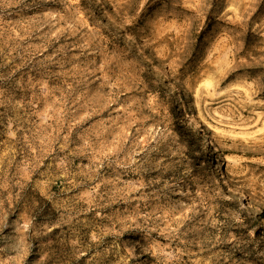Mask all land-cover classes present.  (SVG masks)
Listing matches in <instances>:
<instances>
[{
  "label": "rangeland",
  "instance_id": "obj_1",
  "mask_svg": "<svg viewBox=\"0 0 264 264\" xmlns=\"http://www.w3.org/2000/svg\"><path fill=\"white\" fill-rule=\"evenodd\" d=\"M230 196L264 218V0H0V264H264Z\"/></svg>",
  "mask_w": 264,
  "mask_h": 264
},
{
  "label": "bare ground",
  "instance_id": "obj_2",
  "mask_svg": "<svg viewBox=\"0 0 264 264\" xmlns=\"http://www.w3.org/2000/svg\"><path fill=\"white\" fill-rule=\"evenodd\" d=\"M186 117H187V120L188 119H190V122H191V124L194 126V124H195V126L197 127H195L196 128V130L201 134L202 133V131H203V127L199 124V123H197L195 120H194V118L193 117H191V116H189V114L188 115H186ZM198 128H200V130H198ZM206 139V137L204 136V140ZM205 142H206V144H208V145H210V142H209V140L208 139H206L205 140ZM212 143V142H211ZM211 154V153H210ZM209 154V155H210ZM209 155H206L208 158H209ZM221 168V163L220 162H218L217 163V170L218 169H220ZM214 171V170H213ZM220 171V170H219ZM219 171H218V174H216L215 175V179H216V181L218 182V183H221V184H227V182L225 181V178L222 176V174H220L219 173ZM222 172V171H221ZM225 187H226V192H231V188H230V186H227V185H225ZM232 194V193H231ZM231 197V196H230ZM230 200L232 201V202H236L238 205H240V206H244L245 208H246V210L247 211H249V213H251V216H253V217H255V219H258L259 217H257V215H255V213L253 212V208H252V206H251V204L249 203V202H244L241 198H235V197H231L230 198ZM260 220H261V225L263 226L262 228H264V218L262 217V218H259ZM260 222V221H259Z\"/></svg>",
  "mask_w": 264,
  "mask_h": 264
}]
</instances>
